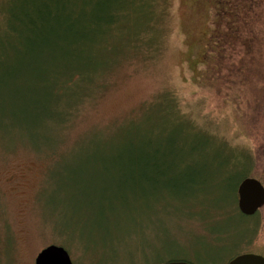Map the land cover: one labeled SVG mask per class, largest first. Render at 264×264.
I'll return each mask as SVG.
<instances>
[{"label": "rangeland", "instance_id": "obj_1", "mask_svg": "<svg viewBox=\"0 0 264 264\" xmlns=\"http://www.w3.org/2000/svg\"><path fill=\"white\" fill-rule=\"evenodd\" d=\"M151 1L153 18L135 2L110 36L117 61L59 145L0 128V264H34L49 244L73 264H228L264 245V206L238 208L249 169L264 182V0L241 2L218 69L207 62L215 0ZM145 146L161 167L127 190L109 156Z\"/></svg>", "mask_w": 264, "mask_h": 264}, {"label": "trees", "instance_id": "obj_2", "mask_svg": "<svg viewBox=\"0 0 264 264\" xmlns=\"http://www.w3.org/2000/svg\"><path fill=\"white\" fill-rule=\"evenodd\" d=\"M135 2L140 12L146 10L149 19L153 18L151 0H3L0 128L9 129L15 140L38 137L47 141L52 136L59 145L60 132L72 123L76 110L95 90L101 74L117 61V56L111 58L110 36L125 28L127 14ZM241 2L245 1L215 0L210 58H207V62H213L214 69H218L214 63H219L240 34V23L246 13ZM89 46L98 49V54L90 60ZM89 69L92 72L90 84L89 72H86ZM80 81L88 83L82 88L78 85ZM58 104L63 109L62 115ZM171 105L176 110L175 105ZM30 131L33 132L31 136ZM112 134V131L107 133ZM146 148H128L120 153L116 151L110 159L106 157L110 160L109 170H114L116 165L122 169L121 182L127 190H132L140 181L148 182V174L143 172L146 166L149 169L152 165L155 170L161 167L155 162L150 165V161L157 160V155L153 154V147ZM143 150H150V153ZM246 177H256L264 183L251 169L243 179ZM248 252L264 256V245H255Z\"/></svg>", "mask_w": 264, "mask_h": 264}, {"label": "water", "instance_id": "obj_3", "mask_svg": "<svg viewBox=\"0 0 264 264\" xmlns=\"http://www.w3.org/2000/svg\"><path fill=\"white\" fill-rule=\"evenodd\" d=\"M264 206V184L256 177L244 178L238 186V208L245 215L255 214ZM34 264H73L69 251L62 245L49 244L41 249ZM166 264H192L186 261H171ZM228 264H264V256L246 252Z\"/></svg>", "mask_w": 264, "mask_h": 264}]
</instances>
